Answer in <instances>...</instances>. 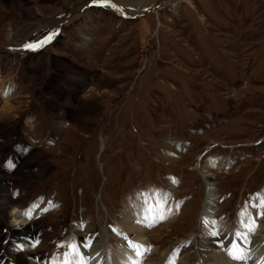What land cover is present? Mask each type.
Masks as SVG:
<instances>
[{"label": "rangeland", "instance_id": "374dc122", "mask_svg": "<svg viewBox=\"0 0 264 264\" xmlns=\"http://www.w3.org/2000/svg\"><path fill=\"white\" fill-rule=\"evenodd\" d=\"M104 3L0 0V264H264V0Z\"/></svg>", "mask_w": 264, "mask_h": 264}, {"label": "bare ground", "instance_id": "6f19581e", "mask_svg": "<svg viewBox=\"0 0 264 264\" xmlns=\"http://www.w3.org/2000/svg\"><path fill=\"white\" fill-rule=\"evenodd\" d=\"M173 1H175V0H158V1H156V3H154L153 5H152V3H149L148 1H146V0H105V3H104V5L106 6V7H109V8H111V9H113L118 15H120V16H122V17H124V18H126V17H129V16H135V15H138L139 13H146V12H148V11H150L152 8H154L153 6H160L161 4H163L164 2L165 3H173ZM178 1V0H177ZM184 1H187L188 2V0H184ZM149 3V4H148ZM81 12H82V6H79L75 11H74V13H71V14H69V15H67V16H64L63 17V24L64 23H67V22H69L71 19H75L78 15H80L81 14ZM23 48V47H22ZM13 51H16V50H14V49H12ZM20 50H23V49H20ZM0 207H6L7 205H11L12 206V204H14V202H13V200H12V197L10 196V195H8V194H5V191H4V187L3 186H0ZM206 198H207V200H206V202H205V204L203 205V213L204 212H206V210L208 209V202H209V200L211 201L213 198H212V192H211V188L210 187H208L207 188V191H206ZM152 199H153V201H152ZM150 198L149 200H148V202H149V206H150V204H151V206L153 207V210H155V215H157V218H159V217H163V216H168L166 213H169V214H172V211H167L166 209H164V208H157V205L155 204H153V202H154V199L155 198ZM141 205V204H140ZM140 208V207H139ZM149 208V207H148ZM166 208V207H165ZM13 211H14V213H18L19 212V210H15V208L13 207ZM135 212V211H134ZM144 211H142L141 213H140V211L139 212H137V213H134V216L136 217V216H138L140 219H141V221H144L145 220V223L148 221H150L151 220V217H154V215L152 216L151 215V213L149 212V209H146V215H145V212L143 213ZM24 215V212H20L19 214L20 215H22V214ZM26 213V212H25ZM19 215V216H20ZM148 218H150V220H148ZM168 220H170V219H168ZM171 222V221H170ZM28 224L29 223H24V224H20V232H19V237L20 238H26L25 237V233L27 232V231H29V227H28ZM248 225V224H247ZM128 226V225H127ZM133 226V225H132ZM141 226V225H140ZM249 228V227H248ZM127 229H133V227H129V228H127ZM143 229H144V227H143ZM143 229H140V230H142V231H138V232H136V235H137V239L139 240L140 238H143L146 234L144 233V230ZM138 230V229H137ZM248 230V229H247ZM145 238V237H144ZM219 238L222 240V242L224 241V244H230L231 242H232V240L230 239V240H227L225 237H223L222 238V236H219ZM241 238H243V236H241ZM26 241H27V239H25ZM145 240H149V238H145ZM202 241V240H201ZM247 241H248V246H252V249L253 248H255V246H256V244H257V239L256 238H251L250 240H249V238H248V240H247V238L244 240V243H243V246H245L244 244L245 243H247ZM141 242V241H140ZM239 242V241H238ZM148 243V242H147ZM240 244H241V242H239ZM207 244V243H206ZM240 244H237V245H240ZM243 246H241L240 245V247H242V248H238L239 250L240 249H243ZM124 249H126V248H124ZM98 250V249H97ZM127 250V249H126ZM126 250H122L121 252H118V254L114 257V263L116 262V264H127L129 261H135V259H134V257H130L129 256V254H128V251H126ZM171 250V248H168L167 249V251H170ZM256 249H255V251H252V253L254 254V255H257V253H256ZM165 253V252H164ZM250 253V252H249ZM251 253V254H252ZM120 254H121V259H120ZM167 254V252L164 254V257H165V255ZM251 254H250V256H248L249 258L248 259H250L251 260ZM252 254V255H253ZM82 255V254H81ZM220 255L222 256V254L220 253ZM235 255V254H234ZM244 255V253L243 252H241V253H237L235 256L236 257H242ZM247 255V254H246ZM5 255L2 253V255H0V261L2 262V261H4L3 259L5 258L4 257ZM221 256H217V257H220L221 259H222V257ZM85 257V259H88L87 257V255L86 256H84ZM216 257V259H218ZM254 257V256H253ZM82 258V257H81ZM257 258V257H256ZM12 259H13V261H15L16 263H18V264H28V263H26V261H24L23 259H20L19 257L17 258V257H12ZM253 259V258H252ZM250 260H248V261H246L245 263H242V264H259V262H261V258L260 259H258L255 263H251L250 262ZM12 261V260H11ZM252 261V260H251ZM263 261V260H262ZM86 262V261H85ZM232 261H230L229 259H227V260H225V261H221V262H219L220 264H233V263H231ZM163 263V262H162ZM58 264H60V263H58ZM69 264H78V260L77 259H75V258H72L71 260H70V263ZM87 264V263H86ZM234 264H236V263H234Z\"/></svg>", "mask_w": 264, "mask_h": 264}, {"label": "snow or ice", "instance_id": "6c2138e0", "mask_svg": "<svg viewBox=\"0 0 264 264\" xmlns=\"http://www.w3.org/2000/svg\"><path fill=\"white\" fill-rule=\"evenodd\" d=\"M51 37H49V39H50ZM45 42H47V41H42L41 43H45ZM26 47H33V45H26Z\"/></svg>", "mask_w": 264, "mask_h": 264}]
</instances>
